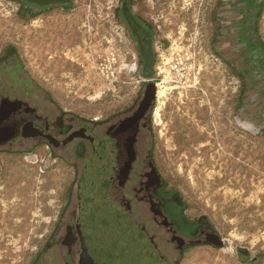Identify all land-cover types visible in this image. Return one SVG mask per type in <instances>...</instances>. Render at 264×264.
Returning a JSON list of instances; mask_svg holds the SVG:
<instances>
[{"label":"rangeland","instance_id":"374dc122","mask_svg":"<svg viewBox=\"0 0 264 264\" xmlns=\"http://www.w3.org/2000/svg\"><path fill=\"white\" fill-rule=\"evenodd\" d=\"M127 16L151 38L150 71ZM6 56L36 95L93 121L154 83L147 149L221 240L178 264H264V0H0ZM74 176L44 147L1 157L0 264H41Z\"/></svg>","mask_w":264,"mask_h":264},{"label":"flooded vegetation","instance_id":"af4514ba","mask_svg":"<svg viewBox=\"0 0 264 264\" xmlns=\"http://www.w3.org/2000/svg\"><path fill=\"white\" fill-rule=\"evenodd\" d=\"M34 4L64 0H26ZM10 56V55H9ZM0 58V159L18 152L31 156L47 148L72 164L74 189L62 210L41 264H81L86 230L79 185L88 164L108 168L107 201L138 227L166 264H178L193 248L219 246L217 232L188 207L157 170L145 143L150 105L140 116L144 95L125 112L93 121L59 110L36 95L17 64Z\"/></svg>","mask_w":264,"mask_h":264},{"label":"water","instance_id":"95a60500","mask_svg":"<svg viewBox=\"0 0 264 264\" xmlns=\"http://www.w3.org/2000/svg\"><path fill=\"white\" fill-rule=\"evenodd\" d=\"M154 98L155 84L151 83L138 116ZM108 173L106 167L88 164L80 181L79 193L86 230L81 264H166L130 218L108 203Z\"/></svg>","mask_w":264,"mask_h":264},{"label":"trees","instance_id":"16d2710c","mask_svg":"<svg viewBox=\"0 0 264 264\" xmlns=\"http://www.w3.org/2000/svg\"><path fill=\"white\" fill-rule=\"evenodd\" d=\"M129 25L133 26L132 31L138 40L140 56L143 60V66L149 70L152 63V50L147 31L140 26L131 16L125 17ZM150 71V70H149Z\"/></svg>","mask_w":264,"mask_h":264},{"label":"bare ground","instance_id":"6f19581e","mask_svg":"<svg viewBox=\"0 0 264 264\" xmlns=\"http://www.w3.org/2000/svg\"><path fill=\"white\" fill-rule=\"evenodd\" d=\"M155 121L157 123L160 122V117H159V112L158 111L155 112Z\"/></svg>","mask_w":264,"mask_h":264},{"label":"crops","instance_id":"0c3cea01","mask_svg":"<svg viewBox=\"0 0 264 264\" xmlns=\"http://www.w3.org/2000/svg\"><path fill=\"white\" fill-rule=\"evenodd\" d=\"M9 63L14 64V65L16 64L15 62H9Z\"/></svg>","mask_w":264,"mask_h":264}]
</instances>
